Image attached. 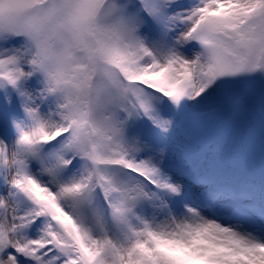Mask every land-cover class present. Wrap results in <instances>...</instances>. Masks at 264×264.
I'll return each mask as SVG.
<instances>
[{
  "label": "snow or ice",
  "instance_id": "6c2138e0",
  "mask_svg": "<svg viewBox=\"0 0 264 264\" xmlns=\"http://www.w3.org/2000/svg\"><path fill=\"white\" fill-rule=\"evenodd\" d=\"M0 264H264V0H0Z\"/></svg>",
  "mask_w": 264,
  "mask_h": 264
}]
</instances>
